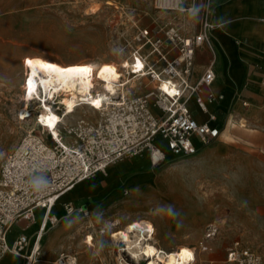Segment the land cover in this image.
I'll list each match as a JSON object with an SVG mask.
<instances>
[{
    "label": "rangeland",
    "instance_id": "obj_1",
    "mask_svg": "<svg viewBox=\"0 0 264 264\" xmlns=\"http://www.w3.org/2000/svg\"><path fill=\"white\" fill-rule=\"evenodd\" d=\"M183 1L181 7L187 6L188 1ZM201 11V4L194 12L159 9L155 0H0V172L25 135L32 128L39 130L33 119L19 120L31 102L25 84V63L31 53L63 63L83 61L96 67L112 63L119 68L134 52L142 58L153 52V62L159 57L156 48L166 50L177 42L169 40V33L191 36L199 32ZM144 30L151 39L145 46ZM159 38L162 44L157 43ZM178 54L175 49L170 58ZM134 75V85L142 79L140 93L157 85V80L139 71ZM260 84L264 90V79ZM259 99L240 98L243 109L236 115L242 117L228 130L226 117L236 105L230 106L218 118L222 129L227 126L222 141L202 146L194 155L170 156L156 168L147 156L118 161L117 165L130 168L136 164L138 169L130 173L146 171L150 179L126 186L120 198L91 202L49 223L43 229L35 264H58L62 253L74 255L77 264H126L125 244L115 235L140 219L155 225L157 246L195 247L196 264H229L227 252L235 242L264 256V95ZM189 105L194 113L200 111L197 116L206 118L193 97ZM85 111L90 120H98V112ZM130 173L124 180L134 176ZM73 192L74 188L59 198L51 216L58 218L59 203ZM118 219L122 223L113 225ZM210 224L217 225L219 232L209 241V250L203 251L200 243ZM22 228L30 235L37 231L26 222ZM30 238L32 247L35 238Z\"/></svg>",
    "mask_w": 264,
    "mask_h": 264
},
{
    "label": "built area",
    "instance_id": "obj_2",
    "mask_svg": "<svg viewBox=\"0 0 264 264\" xmlns=\"http://www.w3.org/2000/svg\"><path fill=\"white\" fill-rule=\"evenodd\" d=\"M187 1L188 5L181 7L183 0H155L159 9L183 12H194L201 4L200 30L191 36H183L177 31L169 33V40L177 42L166 50L156 48L159 57L153 63H150L153 52L145 54L144 60L148 61L146 71L142 72L151 81L156 79L157 85L132 100L134 107L130 110L133 114L127 119L124 132H109L106 128L96 135L88 150V165L66 161L65 151L50 139L44 128L34 133L29 131L15 151L7 156L0 172V260L13 253L24 257L28 264L37 251L36 245L45 226H41L37 241L31 247V238L27 234H21L10 242L9 236L15 224L22 219L36 222L37 209H44L48 216L54 202L63 194L86 179L106 173L112 164L129 156H147L151 167L156 168L168 159L164 146L174 156H190L219 138L223 130L221 124L200 121L188 106L193 97L209 120L218 121L219 115L210 106L223 100L224 95L207 90L216 80L214 61L202 75L194 78L196 50L207 45L214 51L213 30L216 24L212 21L213 0ZM141 34L147 39L144 46L151 42L149 31L144 30ZM157 43L162 44L160 38ZM175 49L179 54L170 58ZM160 76L167 77L177 91L165 92ZM51 152L54 156H50ZM73 211V206L68 207V213ZM56 221L52 220V223ZM218 232L219 227L215 224L207 227L200 243L203 251L208 250L209 241ZM226 262L264 264V256L235 242L228 249Z\"/></svg>",
    "mask_w": 264,
    "mask_h": 264
},
{
    "label": "bare ground",
    "instance_id": "obj_3",
    "mask_svg": "<svg viewBox=\"0 0 264 264\" xmlns=\"http://www.w3.org/2000/svg\"><path fill=\"white\" fill-rule=\"evenodd\" d=\"M27 60L32 61L31 65L25 63L27 69L25 84L29 88L31 102L29 109L21 111L19 120L28 121L33 119L40 129L44 128L48 131L50 139L65 151L66 161L88 165L90 143L96 139L97 134H101V130L107 128L109 132L125 131L127 119H130L133 114L130 109L134 105L131 102L141 94L140 84L143 83L140 79L138 80L139 85H134L137 81V75H134V73L139 71L141 76H145L146 73L142 71H146L145 66L148 60H144L136 52L133 53L131 59L124 58L119 68L112 63H104L97 67L83 61L63 63L39 52L31 53ZM137 60H139L142 67L139 70H133ZM48 65H55L56 67L52 68ZM82 66L90 67L91 71L88 73L63 71L64 69H75ZM106 66L114 69L115 73L109 71L104 72L102 75L101 70ZM160 80L163 87L167 85L171 93L177 91L176 87L169 84L167 77L160 76ZM98 98H103L99 108L92 103L93 100ZM68 104L72 105L71 110H69ZM88 109L98 112L96 122L85 115V110ZM190 109L192 110L191 107ZM49 116L56 117L52 121V126H49L46 122V118ZM200 121H208L210 124L219 123V120H209L208 115L206 120ZM239 122L240 119H237L235 115L231 116L228 120V130L236 127ZM33 131H36V129L32 128L30 132L33 133ZM69 138H74V140H69ZM41 147L44 148L45 145L42 144ZM163 149L168 158L170 156L176 157L166 146ZM50 156H54V153L51 152ZM58 202L59 199L52 205L50 214L43 217L45 227L49 222L48 217H52L53 220L57 219V217L51 216V212ZM88 215L90 218L91 213L89 212ZM121 223V220L118 219L113 225ZM149 226H151V231H148ZM154 231L155 225L150 220L140 219L129 223L125 230L115 235L125 244L123 251L129 261L126 264H196L197 253L195 247L180 250L159 247L153 242ZM101 232L106 231L102 230ZM42 234L43 231L40 238ZM39 249L40 243L38 241L37 251L28 264H35L38 261ZM150 249L152 251L149 254ZM184 249L191 252L192 258L190 260L180 256L181 251ZM58 264H77V258L74 255L62 253Z\"/></svg>",
    "mask_w": 264,
    "mask_h": 264
},
{
    "label": "crops",
    "instance_id": "obj_4",
    "mask_svg": "<svg viewBox=\"0 0 264 264\" xmlns=\"http://www.w3.org/2000/svg\"><path fill=\"white\" fill-rule=\"evenodd\" d=\"M213 6L212 21L216 24L213 30L214 51L207 45L196 50L195 72L198 78L214 61L216 80L207 90L223 94L224 99L212 104L210 108L220 117L221 114L227 113L230 106L236 105L234 112L226 117L228 121L232 114L242 117L240 114L236 115L243 109L239 102L240 98L259 101V98L264 95L260 84V81L264 79V0H213ZM199 8L200 5L197 10ZM198 112L200 111L196 109L195 113ZM205 117L198 116L200 120H206L207 115ZM226 131L227 126L223 129L218 141L220 139L222 141ZM128 165L112 164L106 173H100L96 177L78 183L74 187V192L59 203L57 219L62 218L70 206H73L75 210H83L91 202L100 203L109 197L110 199L120 198L126 186L137 185L150 179L151 174L146 171L130 173L138 167L136 164L131 168ZM129 173L134 176L124 180ZM44 216L47 217L45 210L37 209L36 222L26 219L17 222L10 233V242L21 234H27L34 236L35 243L43 225ZM48 218V224L52 223V217ZM23 222H26L28 226L36 227L37 231L30 235L25 232V228L20 229ZM24 262H26L24 257L13 253L5 255L0 260V264H24Z\"/></svg>",
    "mask_w": 264,
    "mask_h": 264
},
{
    "label": "snow or ice",
    "instance_id": "obj_5",
    "mask_svg": "<svg viewBox=\"0 0 264 264\" xmlns=\"http://www.w3.org/2000/svg\"><path fill=\"white\" fill-rule=\"evenodd\" d=\"M26 63L29 64V65H31L32 64V61L31 60H27ZM48 67L55 68L56 66L55 65H48ZM141 67H142V65L140 64L139 60H137L134 70H139ZM63 71H68V72L76 71V72L88 73V72L91 71V69L88 66H82V67H78V68H75V69H72V68H70V69H64ZM109 71L112 72L113 74L115 73V70L114 69H111V68H109V67L106 66L104 69L101 70V74L103 75L104 72H109ZM30 91H31V89H30ZM164 91L165 92H168L169 91L167 85L164 86ZM102 99L103 98H98L96 100H93L92 103L94 104L95 107L99 108L101 106ZM71 107H72V105L71 104H68L69 110H71ZM55 119H56V117L49 116V117L46 118V122L49 124V126H52V121H54ZM133 227H135V226H133ZM151 230H152L151 229V226H149L148 231H151ZM89 241H91V237H89ZM151 251L152 250L150 249L149 250V254L151 253ZM180 256L182 258H187L189 260L192 258L191 252L188 251L187 249L182 250L181 253H180Z\"/></svg>",
    "mask_w": 264,
    "mask_h": 264
}]
</instances>
